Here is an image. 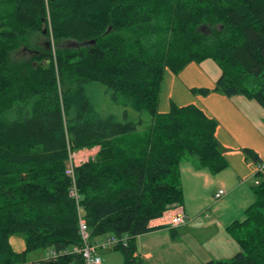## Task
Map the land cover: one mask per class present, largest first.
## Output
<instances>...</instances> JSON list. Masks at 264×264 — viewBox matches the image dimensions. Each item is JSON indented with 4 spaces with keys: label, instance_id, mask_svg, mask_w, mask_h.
Wrapping results in <instances>:
<instances>
[{
    "label": "trees",
    "instance_id": "obj_1",
    "mask_svg": "<svg viewBox=\"0 0 264 264\" xmlns=\"http://www.w3.org/2000/svg\"><path fill=\"white\" fill-rule=\"evenodd\" d=\"M48 22L54 47H34ZM22 47L33 54L15 60ZM208 60L221 74L192 94L244 96L264 108V0H0V264H83L72 253L27 260L80 247V219L92 242L126 238L114 251L138 264L136 238L184 205L186 158L212 176L228 167L214 118L195 105L158 112L165 71ZM95 93L125 108L124 121L101 114ZM95 148L74 168L75 198L69 154ZM242 153L262 167L253 150ZM252 191L243 219L226 226L239 252L204 264H264V179ZM15 235L22 252L10 244Z\"/></svg>",
    "mask_w": 264,
    "mask_h": 264
},
{
    "label": "crops",
    "instance_id": "obj_2",
    "mask_svg": "<svg viewBox=\"0 0 264 264\" xmlns=\"http://www.w3.org/2000/svg\"><path fill=\"white\" fill-rule=\"evenodd\" d=\"M220 74L217 65L210 60L200 65L190 63L177 75L166 70L158 105V112L161 114L169 111L171 103L180 107L195 105L218 122L216 138L227 160V169L212 176L207 171L198 169L193 163L188 162L181 166V187L184 195L186 194L189 201L200 202L189 211L196 215L210 207V222L200 221L198 225L203 231L209 229V226L215 229L203 243L191 237L189 243L183 245V239L176 232L178 228L163 226L159 218L152 220L149 223L151 231L136 238L135 256L138 264H190L191 254L197 258L196 251L203 257L199 264H204L210 260L230 259L239 252V246L226 232V226L243 219V211L253 202L254 196L252 192L249 198L241 197L235 202L236 209L230 208L229 197L239 192L245 183L252 181L258 172V166L245 159L243 149L253 150L258 155L264 177V108L244 96L227 98L216 93L206 96L191 93L192 89H212ZM93 151L95 154L97 148ZM219 190H224L225 195L214 200ZM182 207L186 215L185 205ZM203 214L204 217L208 215L207 212ZM191 223L186 222L187 228ZM184 235L189 237L187 231H184ZM11 240L12 237V246ZM203 244H207L206 248L202 247ZM21 245L22 243L17 247ZM12 248L15 252H22L25 245L23 249L21 247L16 250L14 246ZM101 257V264H106L103 256Z\"/></svg>",
    "mask_w": 264,
    "mask_h": 264
},
{
    "label": "rangeland",
    "instance_id": "obj_3",
    "mask_svg": "<svg viewBox=\"0 0 264 264\" xmlns=\"http://www.w3.org/2000/svg\"><path fill=\"white\" fill-rule=\"evenodd\" d=\"M46 30L49 31V37H51L50 36V34H51V26H50L49 22L47 24H45V28L43 30V34H36L32 38H30L31 44L34 47L46 48V49H52L54 47V43L52 42L51 38H50V43H47L48 42V38H46V36H45ZM44 31H45V33H44ZM60 47H62V48H74V47H77V45H76V43L74 41H65V42H62L60 44ZM33 50L34 49H26V48L22 47L21 49H19L13 55V58L15 60H22V59L26 60V59L30 58V56L33 54L32 53ZM92 102L94 103L96 109L101 114H103V115L112 114V115H114L117 118L118 121H120V122L124 121V114L123 113H124L125 108H123L120 105L115 104L108 95H101V93H95V94H93ZM127 110H128V114H129V118L130 119L135 120L137 118V116L140 115L141 118L145 121L146 124L150 120V116L147 113L139 114V113H136V112H134V111H132L130 109H127ZM73 154H75V156H76L75 161L79 165V164L85 162L89 157H92V155L94 154V151L93 150H89V149H83V150L74 152ZM186 160L187 161H184L183 164H186L188 162H192V161L195 160V158L192 157V156H188L186 158ZM263 179H264L263 176H259V177H256V178L252 179V181H248L247 183H245L244 187L239 192H237L234 195L230 196L229 197L230 208L231 209L232 208L236 209L235 202L238 201L239 199H241V197L249 198L250 196H252V192H253L252 191V187H254V182L255 181H261ZM199 203L189 201L187 196H186V194L184 195V205H185V210H186V215H185L186 219H185V222L180 227H178V229L176 230L177 235L181 236V239H183V242H182L183 245L188 244L191 237H193L196 241H198V242L202 241V243H203V241L215 229L214 227L209 226V229H207V230L205 229V231H203L202 228L198 225V222H200V221L204 222V223L210 222L211 215L208 214L210 207L208 209L204 210L203 212H198L199 214L196 213V215H194L193 212L189 211V209L192 206L196 207V205L199 204ZM204 212H207V214H208L207 217H204L205 216L203 214ZM161 217L159 219H161ZM192 221H193V223H191ZM186 222H187V224L191 223L192 225H196V227L194 228L192 225H190L187 228ZM161 223H162V221H161ZM184 231H187V233L189 234L188 235L189 237H186L187 235L186 236L184 235ZM103 240H104V237L97 239V241L100 242V243H103ZM11 241H12V246H14V249H16V250L18 248L21 249V247L23 249V247H24V237L22 235L13 236ZM20 243H22V245L20 247H17ZM205 245H207V244H203L202 247L206 248ZM99 250H100V253H99ZM97 252H98V254H101L100 256H103V260H104V262L106 264L107 263H110V264H123V256L121 255V253L119 251H114V248L100 247L97 250ZM44 255H45V253H42V252H33V253H30L27 256V260H28V262H34V261H37V260H41L42 258H44ZM195 256L197 258H195L191 254L190 259H189L190 264H199L201 262V260L203 259V257L197 251L195 252Z\"/></svg>",
    "mask_w": 264,
    "mask_h": 264
},
{
    "label": "built area",
    "instance_id": "obj_4",
    "mask_svg": "<svg viewBox=\"0 0 264 264\" xmlns=\"http://www.w3.org/2000/svg\"><path fill=\"white\" fill-rule=\"evenodd\" d=\"M75 154H69L68 161L65 166V175L71 178L73 183V188L70 191V195L77 198L76 190L74 187V168L78 165L75 161ZM258 172H262V167L258 166ZM255 184H258V181H255ZM225 195L224 190H219L215 196V200L221 199ZM186 216L182 206H176L166 212L163 213L161 217L162 225L175 229L180 227L185 222ZM79 234L81 238V246L73 248L70 252H58L55 250H48L45 252L44 260L56 259L57 257L64 254H78L83 259V264H101L102 258L100 254H98L97 250L100 247H110L115 248L118 244H122L126 246L127 241L126 238L118 239L113 236L104 237L103 243L98 241L92 242L89 237L88 229L85 223L80 219L79 220Z\"/></svg>",
    "mask_w": 264,
    "mask_h": 264
},
{
    "label": "water",
    "instance_id": "obj_5",
    "mask_svg": "<svg viewBox=\"0 0 264 264\" xmlns=\"http://www.w3.org/2000/svg\"><path fill=\"white\" fill-rule=\"evenodd\" d=\"M44 33H45V31H44Z\"/></svg>",
    "mask_w": 264,
    "mask_h": 264
}]
</instances>
